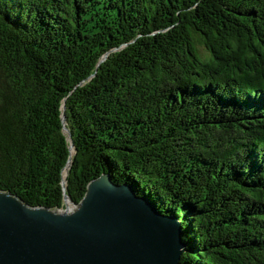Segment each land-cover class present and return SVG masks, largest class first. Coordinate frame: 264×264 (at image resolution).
<instances>
[{
  "label": "trees",
  "instance_id": "trees-1",
  "mask_svg": "<svg viewBox=\"0 0 264 264\" xmlns=\"http://www.w3.org/2000/svg\"><path fill=\"white\" fill-rule=\"evenodd\" d=\"M104 172L183 264H264V0H0V190L63 208Z\"/></svg>",
  "mask_w": 264,
  "mask_h": 264
},
{
  "label": "water",
  "instance_id": "water-1",
  "mask_svg": "<svg viewBox=\"0 0 264 264\" xmlns=\"http://www.w3.org/2000/svg\"><path fill=\"white\" fill-rule=\"evenodd\" d=\"M64 200L72 207L33 206L0 190V264H183L181 220L131 184L104 172Z\"/></svg>",
  "mask_w": 264,
  "mask_h": 264
},
{
  "label": "rangeland",
  "instance_id": "rangeland-1",
  "mask_svg": "<svg viewBox=\"0 0 264 264\" xmlns=\"http://www.w3.org/2000/svg\"><path fill=\"white\" fill-rule=\"evenodd\" d=\"M199 47H200V49H201L202 51L205 50L204 46H199ZM67 205L70 206V207H72V206H71V203H67V204L65 203V204H64V207H63L62 209L66 208Z\"/></svg>",
  "mask_w": 264,
  "mask_h": 264
},
{
  "label": "bare ground",
  "instance_id": "bare-ground-1",
  "mask_svg": "<svg viewBox=\"0 0 264 264\" xmlns=\"http://www.w3.org/2000/svg\"><path fill=\"white\" fill-rule=\"evenodd\" d=\"M67 169V168H66Z\"/></svg>",
  "mask_w": 264,
  "mask_h": 264
}]
</instances>
